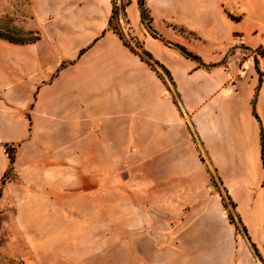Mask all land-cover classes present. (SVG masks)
I'll use <instances>...</instances> for the list:
<instances>
[{
    "label": "crops",
    "instance_id": "0c3cea01",
    "mask_svg": "<svg viewBox=\"0 0 264 264\" xmlns=\"http://www.w3.org/2000/svg\"><path fill=\"white\" fill-rule=\"evenodd\" d=\"M146 2L153 28L198 59L153 37L137 0L120 22L154 66L108 28L113 0H32L41 38L0 39V264L15 255L10 220L38 264L65 263L66 249L47 246L51 209L91 203L119 177L111 161L127 158L148 160V174L137 166V192L148 187L150 203L205 204L190 245L151 249L150 264H264V0ZM241 46L260 53L236 77L229 51ZM7 144L17 146V179L3 183ZM213 173L241 229L220 192H207Z\"/></svg>",
    "mask_w": 264,
    "mask_h": 264
},
{
    "label": "rangeland",
    "instance_id": "374dc122",
    "mask_svg": "<svg viewBox=\"0 0 264 264\" xmlns=\"http://www.w3.org/2000/svg\"><path fill=\"white\" fill-rule=\"evenodd\" d=\"M120 25L125 38L135 46V41L130 40L133 35L127 22H120ZM172 28L187 38H197L178 25H172ZM0 32L26 41L40 39L41 31L33 14L32 0H0ZM240 50L241 53L235 49L229 51L237 65L242 62L243 53L254 51L247 46H241ZM257 52L260 53L258 49ZM202 157L210 166L203 154ZM118 163L119 177L112 178L109 189L92 192L91 203H62L60 207L51 209L57 219L56 224L51 226L55 237L47 241V246L59 253H65V249L69 252L66 256L62 255L66 262L61 264H150L151 249L159 253L189 246L192 242L186 239V234L199 226L205 204L150 203L148 187L137 192V166L141 174H148V160L138 163L136 158L114 160L111 166L117 168ZM215 191L222 196L224 214L233 218L241 229L232 203L214 174L213 182L207 185V192ZM206 198L211 199L208 194ZM9 217L13 219V210ZM9 223L7 233L11 242H6L15 254L9 258L11 264H38L32 250L29 252L17 234L14 221ZM6 249L8 251V247Z\"/></svg>",
    "mask_w": 264,
    "mask_h": 264
},
{
    "label": "trees",
    "instance_id": "16d2710c",
    "mask_svg": "<svg viewBox=\"0 0 264 264\" xmlns=\"http://www.w3.org/2000/svg\"><path fill=\"white\" fill-rule=\"evenodd\" d=\"M130 2H131V0H120V3H118V0H113V9H112V14L109 18L108 28L115 31L121 37V39L124 41V43L127 46H129L134 52L138 53L149 64L154 66L153 62L151 61V58H152L151 54L149 52H147L145 49H143V45L139 41V39H137L134 36H131L130 40L135 41V46L132 45V43L125 38V35L123 34V31L121 29V25H120V21H119L120 16L125 15L126 7L130 4ZM137 2H138V6L140 9V13H141L142 23L144 24V26L147 28V30L150 32V34L153 37L158 38V39L162 40L165 44L178 49L183 55H185L187 57H190L192 59H198L199 58L195 53L189 51L185 46L180 45L178 43L171 42V41L165 39L160 33H158L153 28V25H152L153 17L151 15V12H150V9L147 5L146 0H137ZM0 38H3L5 40H8V41L14 42V43L32 42V41H26L24 39H20L18 37H12L11 35H7L6 33H2V32H0ZM137 48H141V50H138ZM261 81H262V78L260 76L259 84L257 86V90L260 87ZM255 104H256V95L252 100V109H253V114L255 115L257 120L261 123V119L256 112ZM16 150H17L16 146L7 144L6 151L8 152L10 163H9V167H8L7 171L3 175V180H2L3 183L7 179H14L17 177V174L15 173V166H14L15 157H16ZM261 154H262L261 156H262V162H263V168H264V129L262 126H261ZM10 174H12V176H10ZM231 221L234 222L238 228V224L233 220V218H231Z\"/></svg>",
    "mask_w": 264,
    "mask_h": 264
},
{
    "label": "built area",
    "instance_id": "2783aa9c",
    "mask_svg": "<svg viewBox=\"0 0 264 264\" xmlns=\"http://www.w3.org/2000/svg\"><path fill=\"white\" fill-rule=\"evenodd\" d=\"M256 56H257V52L256 51L255 52L251 51L249 53H243V60L238 66L236 77L237 76L242 77V76L245 75L247 70L254 64ZM235 78H233L232 80H234Z\"/></svg>",
    "mask_w": 264,
    "mask_h": 264
}]
</instances>
